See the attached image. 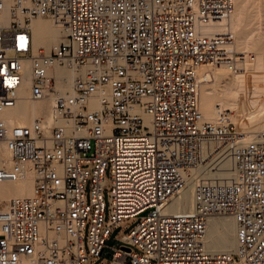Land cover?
<instances>
[{
    "label": "built area",
    "instance_id": "1",
    "mask_svg": "<svg viewBox=\"0 0 264 264\" xmlns=\"http://www.w3.org/2000/svg\"><path fill=\"white\" fill-rule=\"evenodd\" d=\"M234 4L0 0V15L9 12L0 21V113L14 105L25 63L30 97L54 96L44 122L0 118L9 153L0 182L32 176L30 193L0 212V264H91L111 231L137 217L98 264H264V130L240 131L220 106L207 120L199 102L201 67L236 73L246 60L230 30L210 31ZM37 17L60 33L47 53L33 50ZM55 66L73 73L69 92L56 91ZM199 168L210 174L194 178ZM192 178V209L169 211ZM212 216L234 219V253L205 250Z\"/></svg>",
    "mask_w": 264,
    "mask_h": 264
},
{
    "label": "bare ground",
    "instance_id": "2",
    "mask_svg": "<svg viewBox=\"0 0 264 264\" xmlns=\"http://www.w3.org/2000/svg\"><path fill=\"white\" fill-rule=\"evenodd\" d=\"M234 14V13H233ZM233 14L229 19L223 20L217 25L213 26L210 31H217L223 32L227 25L233 27L234 20ZM44 17H37L31 20L30 22V29H31V36H32V46L33 50L35 51V35L42 40L44 37L49 36V38H53L56 42L58 41L59 37V30L54 27V25L50 22L42 21ZM9 19V12L6 11L0 15V21L7 22ZM45 38V39H47ZM37 39V38H36ZM48 40V39H47ZM54 41V42H55ZM263 64V62H261ZM28 63L24 65V73L22 78V87L17 91V97L15 103L12 107L5 109L3 112L0 113V118L8 125H26L29 126L32 122L37 118H41L44 122V116H49V109L51 104L53 103L54 96H50L46 99H39L34 100L30 97V77L26 73ZM261 65V64H260ZM255 67V66H254ZM258 67V66H257ZM261 67V66H260ZM256 68V67H255ZM206 67H201L199 72L202 76H205L206 79L204 83H202L200 88V98L205 108H208L209 111L215 112L214 117L212 119H208L203 114L201 107L200 110L207 120H213L217 117L218 113L214 107L212 109V104L218 94V90L215 87V82L213 80L214 76H223L226 73L224 69H214L213 71L208 70L206 73ZM241 70V69H240ZM54 77L55 81V89L59 94L66 93L71 89V83L73 78V73L65 68H61L55 66L53 69L50 70ZM250 79H246L244 83L242 82V86L240 90L242 93H245L251 99L246 103L236 104V107L243 108L247 110V112L253 113L255 108L261 104L264 105V94L262 91L259 90L255 83H249ZM69 83L70 89L65 90L64 84ZM257 82V81H256ZM241 83V82H240ZM264 88V87H263ZM201 91H202V98H201ZM232 91V90H231ZM262 92V93H261ZM229 93V92H228ZM227 93V94H228ZM51 99V101H46L49 105L48 107H44L43 101ZM200 102V101H199ZM223 105V104H222ZM221 106V105H220ZM224 106V105H223ZM262 108V107H261ZM205 110V111H208ZM249 113V114H250ZM18 114L21 117H25L26 119L32 120L31 123H22L19 120H13V116ZM2 161H5L7 164L9 163V153L4 148L2 144H0V164ZM201 169H196L194 171V178L199 177L201 173ZM210 174V173H209ZM192 178L186 188L176 196L170 203L168 210L171 212H176L179 210L189 211L193 207L194 201V184L195 179ZM32 186V176H26L16 181H1L0 182V212H3L7 209L8 202L11 198H18L27 196L28 194H24L25 187L29 188L31 191ZM203 245L205 250L210 254H220V253H234L237 249V229L236 223L232 217H219V216H212L207 219L206 223V230L203 238Z\"/></svg>",
    "mask_w": 264,
    "mask_h": 264
},
{
    "label": "rangeland",
    "instance_id": "3",
    "mask_svg": "<svg viewBox=\"0 0 264 264\" xmlns=\"http://www.w3.org/2000/svg\"><path fill=\"white\" fill-rule=\"evenodd\" d=\"M233 13V27L227 25L223 31L227 29L233 33L235 46L239 51H242L246 54V60L243 62L241 70L236 73H230L226 71L223 76L216 75V77L213 73V80L215 82L214 85L218 90V94L212 104V109L214 107L215 111V109L221 105L220 107L230 112L233 122L240 131L246 132L248 134H254L259 130H264V105L261 104L259 107L257 106L253 113H250L243 108L236 107V104L246 103L247 101L251 100L248 95L242 93L240 90L242 82L248 83L245 82L246 79H250V81L248 80L249 83H255L259 90L264 94V0H235ZM40 20L50 22V20L46 18H42ZM45 38L47 37H44L42 40L39 38L38 41V37L35 35L34 39L36 53H47L49 49L56 43L52 37L49 38L48 36V40ZM261 62H263V64ZM213 70L214 69H210V71ZM68 88L70 89V86L67 82L64 84L63 89L69 90ZM46 101H51V99L43 101L44 107L49 108V105ZM200 107L206 118L212 119L214 117L215 112H211L208 110V108H205L201 99ZM40 114L43 113H39L38 116ZM13 120H19L22 121V123L27 124L32 122V120L21 117L18 114L13 116ZM209 173L210 172L208 170L202 168L199 176L209 175ZM105 177L106 181L108 182V170L105 172ZM106 191L107 190L105 188V202L107 198ZM24 192V194H28L30 189L25 187ZM138 220L139 217L134 220H123L120 223V226L113 229L104 242L106 247L103 249V252L91 264L107 262L111 253L113 252V249L119 248L123 245L119 238L126 234L137 223ZM235 258L237 257L235 256Z\"/></svg>",
    "mask_w": 264,
    "mask_h": 264
},
{
    "label": "water",
    "instance_id": "4",
    "mask_svg": "<svg viewBox=\"0 0 264 264\" xmlns=\"http://www.w3.org/2000/svg\"><path fill=\"white\" fill-rule=\"evenodd\" d=\"M126 264H129V263H126Z\"/></svg>",
    "mask_w": 264,
    "mask_h": 264
}]
</instances>
